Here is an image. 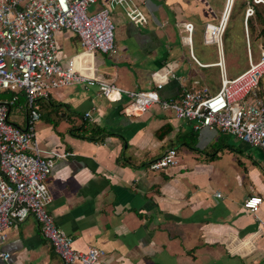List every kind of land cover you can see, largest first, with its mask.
Instances as JSON below:
<instances>
[{
    "label": "crops",
    "instance_id": "obj_1",
    "mask_svg": "<svg viewBox=\"0 0 264 264\" xmlns=\"http://www.w3.org/2000/svg\"><path fill=\"white\" fill-rule=\"evenodd\" d=\"M108 2L97 0L89 8L94 11ZM133 2L143 20L134 22L121 7L112 8L115 49L89 56L96 75L138 91L154 86L153 72L171 67L176 78L159 90L161 98L175 97L184 87H208L203 68L217 67L219 80L217 53L215 60H199L194 39L200 41L204 25L217 24L223 12V19L242 21L244 12L235 6L249 5L248 0ZM185 22L194 24L191 52L197 62L184 42ZM55 34L79 43L71 31ZM55 42L62 59L82 51L80 43L81 49L69 54ZM261 93L264 97L262 85ZM126 101L124 95L114 100L95 85L84 84L52 89L38 101L35 137L42 150L55 154H47L53 160L46 180L48 209L57 226L72 237L73 247L102 249L108 264H264V150H256L261 154L256 155L245 143L248 158L239 165L220 166L217 151L203 155L199 146L185 142L189 133L200 141L202 130L213 140L214 130L192 125L187 131L183 122L188 121L175 120L171 111L156 104L142 114L126 115ZM86 111L91 118L84 117ZM25 117L24 103L11 107L13 123L24 126ZM91 125L107 134L87 138ZM162 126L165 133L159 136ZM173 137L182 142L176 144ZM180 144L193 152L180 154L168 168H148L171 147L179 155ZM251 196L262 198L255 211L243 206ZM4 234L0 247L9 257L0 264H65L31 215L11 224Z\"/></svg>",
    "mask_w": 264,
    "mask_h": 264
},
{
    "label": "built area",
    "instance_id": "obj_2",
    "mask_svg": "<svg viewBox=\"0 0 264 264\" xmlns=\"http://www.w3.org/2000/svg\"><path fill=\"white\" fill-rule=\"evenodd\" d=\"M252 1L264 3V0ZM96 2L0 0V94L23 92L26 112L25 125L19 126L9 119L16 96L0 100V244L6 228L31 215L41 235L65 264H108V260L102 249L74 248L72 237L57 226L48 209L51 198L46 180L53 160L47 155L51 152L39 147L34 127L40 117L38 101L47 98L52 89L73 84L95 85L114 100L126 96L123 105L126 115L142 114L156 104L171 111L175 119L192 123L195 129L219 130L250 147L264 150V97L260 88L264 50L260 48L257 59L252 57L247 28V18L253 15L251 5L246 6L243 19L246 68L235 76H228L222 37L228 16L223 22V12L217 24L206 23L202 31L203 43L214 44L216 48V64L220 69L218 90L211 93L207 86L184 87L175 97L161 98L159 90L176 78L171 67L153 72L154 86L138 91L107 82L90 67L89 56L95 52L112 53L115 49L112 8L121 7L134 22L143 20L133 0H109L107 5L88 11ZM61 30L71 31L78 37L82 48L79 54L67 59L59 56L54 34ZM184 30L190 57L197 62L191 52L194 24L185 22ZM84 117L91 118L90 112L86 111ZM176 163L177 150L171 147L147 166L151 170H162ZM215 195L221 196L219 192ZM261 199L251 196L245 199L243 206L255 211ZM8 257L9 253L0 247V259Z\"/></svg>",
    "mask_w": 264,
    "mask_h": 264
},
{
    "label": "rangeland",
    "instance_id": "obj_3",
    "mask_svg": "<svg viewBox=\"0 0 264 264\" xmlns=\"http://www.w3.org/2000/svg\"><path fill=\"white\" fill-rule=\"evenodd\" d=\"M261 3V2H260ZM234 6V5H233ZM243 6H238L236 4L235 8L238 10V8H242ZM91 8V7H90ZM88 9V11H91V9ZM233 8V7H232ZM243 9V8H242ZM239 11V10H238ZM233 15H231L232 17ZM230 17V18H231ZM240 24V26H239ZM227 28V36L226 40H224L223 37V43H224V57H225V65L226 70L228 73V76H234L238 74L240 71H242L246 65V46H245V30H244V23L243 19L242 21H233L231 19H227L226 23ZM248 28V27H247ZM258 28V27H257ZM256 32H248L250 37V43H251V50H252V56L254 59L257 58V55H259V47L258 45L261 43L260 38H256ZM69 34V32H67ZM224 34V32H223ZM54 38L57 41V44L62 46L64 51L72 54L76 51H78L80 48L79 43H77L76 39H64L61 34H54ZM202 39L200 41H195L194 39V54L199 58V60L203 61H211L216 59V49L214 44H203ZM186 48V49H185ZM185 50H188V46H185ZM205 71V74L208 75L207 83L208 89L211 93H214L219 88V80H218V69L217 67H207L203 68ZM261 85L264 92V75L261 79ZM260 85V88H261ZM136 89V87H133ZM161 92V91H160ZM175 119V118H174ZM177 120V119H175ZM185 120H182L183 122ZM184 128L189 131L192 128V124L190 122H183ZM198 131V130H197ZM199 134V132H197ZM202 134V137L200 136V141H197L195 139L186 138L185 142L190 145V147H193L195 145L199 146L200 151H202L203 155L205 153L211 154L215 151L219 153V156H221V160L219 161V165L221 166L224 164L225 166H232V165H239V160L243 158H248L249 151H253L256 155H261L258 151H263L259 148L251 147V149H246V144L243 143L240 139L236 138L233 135L223 133L219 130H214V139L212 140L211 137H209L205 130H202L200 132ZM174 142L176 144L181 143L178 139L173 137ZM188 147V148H187ZM240 148H245L241 149ZM180 153L177 154V157L180 156V154L185 152H193L190 151L188 145H179ZM186 150V151H185ZM258 150V151H256ZM264 152V151H263ZM262 157V156H261ZM263 160V159H262ZM264 162V160H263Z\"/></svg>",
    "mask_w": 264,
    "mask_h": 264
},
{
    "label": "trees",
    "instance_id": "obj_4",
    "mask_svg": "<svg viewBox=\"0 0 264 264\" xmlns=\"http://www.w3.org/2000/svg\"><path fill=\"white\" fill-rule=\"evenodd\" d=\"M248 1H249L248 4L251 5L253 8V15L247 18L248 32H250L252 34V32H255L257 30L256 38L261 39V43L259 45L264 50V3H254L252 0H248ZM241 6H243L242 10L244 12L247 5L242 4ZM232 9L233 8H231V10ZM226 36H227V28L225 26L224 34H223L224 40H226L225 39ZM223 45H224V43H223ZM2 94H4V99H8V100H10L14 96H17L16 99L14 100L12 106H14L16 103L17 104L24 103V105H25V95L23 92L16 93L14 91H5V92L1 93V95ZM164 133H165L164 126H162L157 131V135L162 136ZM105 134H107V132L105 131L104 128L99 127L98 125H91L89 128V134H88L87 138H90V139L94 138L95 139L97 137L98 139H100ZM187 137L188 138L191 137L192 139H196L195 133H189V134H187ZM186 144H188V143H186ZM214 153H216V152H214Z\"/></svg>",
    "mask_w": 264,
    "mask_h": 264
},
{
    "label": "bare ground",
    "instance_id": "obj_5",
    "mask_svg": "<svg viewBox=\"0 0 264 264\" xmlns=\"http://www.w3.org/2000/svg\"><path fill=\"white\" fill-rule=\"evenodd\" d=\"M250 2H251V1H250ZM227 5H228V4H227ZM225 20H226V19L224 18V19H223V22H224ZM16 97H17V96H16ZM0 98H1V97H0ZM43 100H44V99H43ZM16 104H17V103H16ZM151 161H152V160H151Z\"/></svg>",
    "mask_w": 264,
    "mask_h": 264
}]
</instances>
